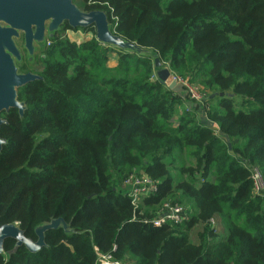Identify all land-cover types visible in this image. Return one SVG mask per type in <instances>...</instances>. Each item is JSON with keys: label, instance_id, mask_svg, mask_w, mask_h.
Instances as JSON below:
<instances>
[{"label": "trees", "instance_id": "trees-1", "mask_svg": "<svg viewBox=\"0 0 264 264\" xmlns=\"http://www.w3.org/2000/svg\"><path fill=\"white\" fill-rule=\"evenodd\" d=\"M73 2L105 12L115 34L155 56L65 23L41 49L40 71L20 65L42 79L18 90L23 118L1 114L0 226L17 224L36 241L37 226L62 218L72 232L48 231L41 251L21 247L0 264H101L98 254L124 264H264V198L251 180L254 167L264 178V0ZM79 30L93 37L65 35ZM155 57L203 101L155 79ZM134 170L159 187L137 207L120 190ZM166 202L188 220L154 226ZM14 245L6 240L5 251Z\"/></svg>", "mask_w": 264, "mask_h": 264}, {"label": "water", "instance_id": "water-1", "mask_svg": "<svg viewBox=\"0 0 264 264\" xmlns=\"http://www.w3.org/2000/svg\"><path fill=\"white\" fill-rule=\"evenodd\" d=\"M65 23L72 29L93 27L96 40L104 46L130 51L139 56H155L152 52L115 34L105 12H84L73 0H0V128L8 123L1 117L2 113L16 109L20 117H24L26 106L18 100V90L30 82L42 79L32 72H20L19 65L23 62L22 51H25L32 61L38 49L45 48L47 38L60 32ZM20 39L23 42V49L17 44V40ZM154 66L158 79L169 90L186 96L184 85L177 81L157 57ZM5 144L6 141L0 137V150ZM59 228L65 233L72 232L70 224L64 219H55L37 226L35 228L37 240L33 241L25 236L19 225H2L0 256L5 255L9 258L21 247H25L31 253H37L46 247V233ZM6 240L15 241L14 248L7 252L4 248Z\"/></svg>", "mask_w": 264, "mask_h": 264}, {"label": "built area", "instance_id": "built-area-1", "mask_svg": "<svg viewBox=\"0 0 264 264\" xmlns=\"http://www.w3.org/2000/svg\"><path fill=\"white\" fill-rule=\"evenodd\" d=\"M77 33L80 34V31ZM50 45L51 41L47 38L46 47L48 48ZM177 81L184 85L187 96L193 93V86H189L179 79ZM194 99L196 103L203 101V98L201 99L200 97H195ZM251 180L254 195L264 198V178L261 171L256 167L251 171ZM120 190L124 195L131 198L133 206L137 207L141 199L155 196L159 191V187L156 181L143 173H139L138 170H134L121 181ZM186 220H188V214L183 206L177 202H166L160 208L156 217L150 222L156 227H161L168 224L179 225ZM115 250L116 248L113 249V251ZM98 257L101 264H124L122 261L114 260L111 255L98 254Z\"/></svg>", "mask_w": 264, "mask_h": 264}, {"label": "rangeland", "instance_id": "rangeland-1", "mask_svg": "<svg viewBox=\"0 0 264 264\" xmlns=\"http://www.w3.org/2000/svg\"><path fill=\"white\" fill-rule=\"evenodd\" d=\"M80 31V34L79 33H77L78 31H66L65 32V35L71 40V41H74V42H79V43H82L83 41H79L80 39L81 40H88L89 38L91 39L92 37H93V35H91V34H87V33H84L83 31H81V30H79ZM80 38V39H79ZM17 44H18V46H19V48L20 49H23V42H22V39H20V40H17ZM23 52V51H22ZM40 53H41V49H38V51H37V53H36V55L34 56V58H33V62L32 63H30L31 65L29 66V64L27 65V63H21L20 65L22 66V65H25V66H27V67H29V68H31V69H33L34 71H40L41 70V65H39V60H38V56L40 55ZM108 64H109V66L110 67H115V65H117V60H118V56H117V53H110L109 55H108ZM20 65H19V69H20ZM157 72V71H156ZM155 72V76H154V78L156 79V73ZM26 73V72H25ZM180 83V82H179ZM187 90V89H186ZM193 93H191L190 94V96H187V97H189L190 98V101H195V97H200L201 99L203 98V96H202V92H201V90L200 89H198L197 87H193ZM186 92V91H185ZM214 226H215V228H217L218 230H219V235H220V237L221 238H225L226 237V231H225V229H224V227H223V225H222V223H219V222H217V224L215 223L214 224ZM192 242L193 243H198V240H197V238H193L192 237Z\"/></svg>", "mask_w": 264, "mask_h": 264}, {"label": "flooded vegetation", "instance_id": "flooded-vegetation-1", "mask_svg": "<svg viewBox=\"0 0 264 264\" xmlns=\"http://www.w3.org/2000/svg\"><path fill=\"white\" fill-rule=\"evenodd\" d=\"M34 61V60H33ZM32 61V62H33ZM29 58L27 57V53L25 51H23V63H32ZM31 65V64H30ZM26 73H29V72H26Z\"/></svg>", "mask_w": 264, "mask_h": 264}, {"label": "crops", "instance_id": "crops-1", "mask_svg": "<svg viewBox=\"0 0 264 264\" xmlns=\"http://www.w3.org/2000/svg\"><path fill=\"white\" fill-rule=\"evenodd\" d=\"M79 39H80V38H79ZM88 40H90V38H89ZM88 40H81V39H80L79 41H83V42H84V41H88ZM78 43H79V42H78ZM115 66H116V65H115ZM201 115H202V114H201ZM202 116H203V115H202ZM215 223H216V222H215ZM216 224H217V223H216Z\"/></svg>", "mask_w": 264, "mask_h": 264}]
</instances>
